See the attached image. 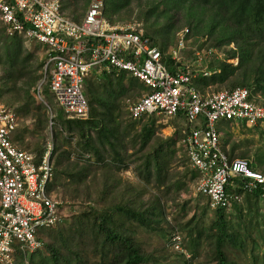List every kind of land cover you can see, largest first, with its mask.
<instances>
[{"label": "trees", "instance_id": "trees-1", "mask_svg": "<svg viewBox=\"0 0 264 264\" xmlns=\"http://www.w3.org/2000/svg\"><path fill=\"white\" fill-rule=\"evenodd\" d=\"M89 1L59 0V10L80 22ZM134 10L144 36L164 53L171 72L178 61L171 60L167 51L184 28L198 49L214 53L224 49L222 57L208 55L206 66L212 73L198 74L192 81L203 94L209 86L246 87L253 100L258 95L264 99V0H104L103 17L110 23L124 21ZM5 27L0 20V97L19 110L15 131L32 129L37 134L43 143L40 154L51 140L53 176L47 187L63 197L61 220L47 227V237L36 235L39 249L14 253L15 264H167L165 248L174 232L182 235L191 259L199 257L195 264H238L228 250L244 251L247 245L252 264H264V252L253 254L259 243L256 236L264 239V197L259 190L243 191L232 178L226 190L240 194L241 200L233 208L211 207L209 196L195 191L198 171L177 147L182 128L162 137L155 131V115L130 117L126 98L136 100L149 91L147 86L125 71L90 72L84 78L88 117L68 118L57 105L49 126L46 106L36 97L46 48L23 32L8 34ZM29 41L35 43L29 46ZM234 58L236 64L228 61ZM43 91H50L48 82L40 85V94ZM245 127L247 133L253 126ZM258 130L264 137V126ZM14 136L13 144L23 146L21 135ZM225 141L220 137V146L232 159L239 143L226 147ZM255 155L246 151L241 158L252 169L259 171L255 169L259 166L264 171ZM173 160L183 168L168 177ZM127 169L130 175L123 174ZM172 197L174 202L168 205ZM207 211L214 215L205 220ZM146 234L168 241L160 245L156 240L149 247Z\"/></svg>", "mask_w": 264, "mask_h": 264}, {"label": "built area", "instance_id": "built-area-1", "mask_svg": "<svg viewBox=\"0 0 264 264\" xmlns=\"http://www.w3.org/2000/svg\"><path fill=\"white\" fill-rule=\"evenodd\" d=\"M103 8L104 0H90L81 21L76 22L60 12L59 0H0V20L6 32H23L46 47L44 75L36 97L46 106L49 126L53 111L39 92L42 83L48 82L68 118L86 119L89 105L83 86L92 67L125 71L149 88L136 100H125L131 118L155 115L170 120L181 114L184 123H195L182 127L181 142L190 166L199 173L195 191L209 196L211 207L228 209L241 200L240 194L226 190L232 178L243 191L259 190L264 197V173L252 169L245 158L230 159L220 146L216 128L221 119H243L248 127L260 125L264 104L253 101L246 87L202 94L192 81L198 74L212 73L207 63L200 68L209 53L195 50L191 63L183 60L181 53L189 42L186 28L167 51L171 60L178 61L171 72L164 53L150 43L138 24H112L103 17ZM228 61L236 64L237 58ZM17 122L18 113L0 103V264H15L14 241L23 253L39 249L37 228L59 222L62 212L63 199L47 187L53 176V144L48 140L34 162L29 151L11 141ZM170 246L184 256L185 264H194L182 246L180 233L171 235Z\"/></svg>", "mask_w": 264, "mask_h": 264}, {"label": "rangeland", "instance_id": "rangeland-1", "mask_svg": "<svg viewBox=\"0 0 264 264\" xmlns=\"http://www.w3.org/2000/svg\"><path fill=\"white\" fill-rule=\"evenodd\" d=\"M43 1H45V0H43ZM127 17H128L127 20L116 21V22H114V24H116V23L117 24L135 23V24H138L141 28H143V25L140 22V19L137 18V16H136V10H134L129 16L127 15ZM195 40L196 39H194V37L191 38L189 44L185 47V49L182 50V53H181L182 57H183V60L187 61L188 63L192 62L193 56H194L193 52L195 50H201V51L205 50V52L207 51L209 54H211V55H213L215 57H221L222 53H224V49H222V48L216 49L217 52H215V53H214L213 50L211 51V50H206V49H198L196 47ZM34 43L35 42H33V41L32 42L29 41L28 44H29V46H32ZM207 62L208 61H205V62L201 61L200 68L205 67ZM193 66L196 67V69H198L197 66H195L194 64H193ZM100 67H101L100 65L93 66L91 73L97 72L100 69ZM213 88H214V86H210V87H208V90L209 91L215 90ZM222 89H226V88L224 87ZM198 90L200 91V89H198ZM83 92H84V95H86L87 86L85 85V83H84V86H83ZM41 95L43 96L44 100L51 106L52 111H54V110H56L58 108L57 107L58 104L56 103L57 101H56V99H55V97H54V95H53V93L51 91H47V92L43 91L41 93ZM253 101L260 102V103L264 104V99L262 98V96H259V95L256 98V100H253ZM0 103H2L4 105L7 104L6 100L3 99L2 97H0ZM6 106L8 107L10 105H6ZM9 108L13 110L12 106L9 107ZM17 111H19V110H17ZM17 113H18V115H20L19 112H17ZM171 122L173 123V125L175 126L176 129H181L183 126L185 128H190V127H193L195 125V123H187V122L184 123L183 120L180 117H177L174 120H172V119L168 120L166 118H162L160 116L159 117L156 116L155 117V131H156V133L158 135H161L162 137L168 136L170 134L174 135V132H175V131H173L174 127L173 126H169V125H171ZM263 126H264V122L262 124H260V125H255V126L251 127L250 132L248 131L246 133L245 132L246 131V127H245L243 119H229V120L221 119L216 124V128H217V130L219 132V136L221 137V140L222 141L223 140H227V141H225L226 147H230L233 144H238L239 143V145L235 148V150H237V151H236L234 157H243L242 154L245 153L246 151H249L251 157H253V155H255L258 152V154L255 155L256 158L255 157L254 158L256 160H258L260 164L264 163V144H263L264 142L262 141V139L264 137H261V135L259 134L260 131L258 129H262ZM31 131H32V129H30L29 131L24 133V132L19 131V128H18L16 131L15 130L13 131V133L11 135V141L12 142L14 141V137H15L14 135L15 134L21 135L22 144H23L24 147L20 146V145H18V147L23 148V149H27V151H29L34 156V162H38L39 157L41 155L39 148L41 147V145L43 143L39 142L37 137L35 136L36 133L35 132H31ZM259 135H260V137H259ZM244 136L250 137V138L252 137L251 138L252 140L245 139L246 137H244ZM177 147L180 149V152L182 154H185V156L187 157L186 152H185V146L183 145V143L182 142L180 143V141H178L177 142ZM131 150H132L131 148H128L129 152ZM180 152L179 151L176 152V155H177L176 159L178 157L179 158L182 157V154H180ZM179 161L181 162V158H180ZM172 162H173V166H172V169L170 171V174L167 175L168 177H170L172 173L175 174L178 170H181L183 168L182 164L177 167V162H175L174 160ZM255 169L264 172L262 170V167L255 166ZM130 173H131V170L127 169L123 174L130 175ZM190 187L191 188L189 189V191L193 195V192H194L193 184H190ZM60 198L62 199L63 197L61 196ZM173 202H174V197L170 198V200L168 202V205L173 204ZM230 208H233V206L230 207ZM166 212H168V211L166 210ZM230 212L232 213L231 214L232 216H235V211H230ZM65 215H69L67 210H65ZM209 215H211V216L214 215V211H210V212L207 211V214L204 215V219L207 220V217ZM167 219L169 221V224H172V225L174 224V221L171 218V215L169 213H168ZM261 228L263 229V226H261ZM46 230H48L47 227H39V228H37L35 236L37 235L38 237H41V238L44 237V236L47 237V235H44V232H46ZM184 235L185 234L183 233V236ZM156 240L157 241L161 240V242L159 243L160 245H162L161 243L163 242V240L168 241L166 238L165 239H159L157 237V235H154V234L153 235H151V234H146L145 235V242H146V244L149 243V245H148L149 247L152 246L156 242ZM256 241L259 242V243H257L258 246L255 247V250H254L253 254L256 255V256H259V255H262L263 252H264V239L260 238V235H259V236H256ZM16 243H17L16 241H14L12 243V247L14 248V251L12 253L13 256H14V253L16 254L17 251H19V248L17 249L18 246H17ZM246 243L249 244V240H246ZM249 246L250 245H247V249H245L244 251L235 250L233 248H230L228 250V252H229L230 256H232L236 260V262L238 264H252V257H251L252 253H251V250H249ZM165 252L168 254V261H166L167 264H182L181 263V258L172 249L170 244L166 245ZM205 257L208 258L207 255ZM194 260H196V262L195 261L194 262L197 263L199 261V257L198 258L195 257ZM175 261H177V262L175 263ZM149 264H159V263H149Z\"/></svg>", "mask_w": 264, "mask_h": 264}, {"label": "clouds", "instance_id": "clouds-1", "mask_svg": "<svg viewBox=\"0 0 264 264\" xmlns=\"http://www.w3.org/2000/svg\"><path fill=\"white\" fill-rule=\"evenodd\" d=\"M112 24H114V23H112ZM139 82H140V81H139ZM126 99H127V98H126ZM125 107H126V104H125ZM174 130H175V127H174ZM174 130H173V131H174ZM182 246H183V245H182ZM183 248H184V247H183ZM172 249H173V248H172ZM185 249H186V248H185ZM175 252H176V251H175ZM177 253H178V252H177ZM181 260H182V262H181L182 264H185V263H186V262L183 261L182 257H181ZM192 261H193V263L195 264L194 259H192Z\"/></svg>", "mask_w": 264, "mask_h": 264}, {"label": "crops", "instance_id": "crops-1", "mask_svg": "<svg viewBox=\"0 0 264 264\" xmlns=\"http://www.w3.org/2000/svg\"><path fill=\"white\" fill-rule=\"evenodd\" d=\"M176 119V118H175ZM174 120V119H173ZM183 120V119H182ZM183 122H184V120H183ZM169 126H173V127H175L174 125H173V123L171 122V125H169Z\"/></svg>", "mask_w": 264, "mask_h": 264}]
</instances>
